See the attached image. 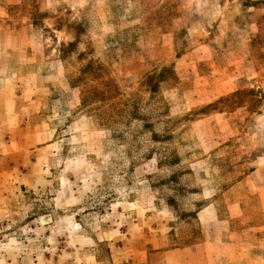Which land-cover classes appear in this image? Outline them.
<instances>
[{"label":"rangeland","instance_id":"rangeland-1","mask_svg":"<svg viewBox=\"0 0 264 264\" xmlns=\"http://www.w3.org/2000/svg\"><path fill=\"white\" fill-rule=\"evenodd\" d=\"M219 5L0 0V264H204V236L207 264H264V12L246 49L233 11L224 39L198 48ZM86 59L123 95L166 65L177 78L154 99L138 90L146 122L99 125L68 79ZM222 249L240 255L217 262Z\"/></svg>","mask_w":264,"mask_h":264},{"label":"trees","instance_id":"trees-1","mask_svg":"<svg viewBox=\"0 0 264 264\" xmlns=\"http://www.w3.org/2000/svg\"><path fill=\"white\" fill-rule=\"evenodd\" d=\"M60 22L61 20H57L54 29H61ZM66 26L73 30L74 34H79V32L82 31L80 22L77 21H68ZM76 48H78L77 37L74 35L73 40L60 42L56 50L59 58L67 63L71 53H74ZM83 54L82 51H78V57ZM102 70L103 67L99 62L93 59H86L78 68V73L70 76L68 75L71 87L81 88L82 95L80 107H82V109H87L92 105H98L92 109H87V111L97 116L99 125H107L106 122H109L111 126H119L122 124L121 122L123 120L129 119H137L146 122L145 120H147V118L141 113V89L149 93L150 99H154L159 91L160 82L166 79L177 78L173 67L171 65H166L161 67L158 71L154 70L144 75L139 84L140 90H138L140 92L136 90L131 91L127 95H123L124 93L119 90L118 85L114 81H103V79L98 76ZM95 79L102 81V83L98 82V84L95 85ZM157 102L161 103V107L166 106V101H164L162 97L157 98ZM179 119H181V117L176 118L175 121ZM151 138L156 139L158 135L152 133ZM174 156V154H171L170 159H168V164L171 166L176 163ZM159 163H161V160Z\"/></svg>","mask_w":264,"mask_h":264},{"label":"crops","instance_id":"crops-1","mask_svg":"<svg viewBox=\"0 0 264 264\" xmlns=\"http://www.w3.org/2000/svg\"><path fill=\"white\" fill-rule=\"evenodd\" d=\"M244 1L245 0H240V1L239 0H216L218 6H221L219 5V2L222 3V10L221 11L215 10L213 13L215 15L213 21H214V26H216V29L207 30L208 31L207 33L212 32L213 36H210V39H207L206 41L201 43L198 46V48H203L204 50L209 51L210 44L213 40L218 41L219 39H224L225 37L224 28H228V26L226 25L224 26V23L222 22L230 21V20L223 19L224 14L226 15L227 13H232V11H233V16L235 20L240 19L244 21L243 25H240V24L237 25V22L233 23L232 21V27H231L232 33L231 34H233L234 38L236 39V41L234 42L235 43L234 48H237L241 51V49L243 48L246 49L248 47L247 45H248V42L250 41V37L252 33L258 30L260 26L258 22H259V17L264 12V0H249V2L247 3H244ZM15 2H18V0H6V3L8 4L15 3ZM254 3H258V4H254ZM194 50L195 49L191 50V52H193ZM188 54L189 52L184 54V56H187ZM214 54H215V57L220 56V55H217L219 53L216 54L215 51H214ZM230 205L232 204H228L225 206L224 217H227L228 219L236 217L235 215H232V212L230 209L233 208L239 212L238 207L236 205H232V207L229 209ZM216 218L218 219L217 216ZM222 219L227 220L226 218H222ZM200 221L201 223L203 222L202 220ZM206 222H210V221H206ZM208 240H209V237L207 238L204 236V240L194 246V250L199 254L200 261L203 260L204 264L210 263L209 259H207L208 255L204 251V246L208 243ZM235 242L237 241L235 240L233 243ZM187 250H188L187 248H183V249L175 248V249H170L168 251L185 253ZM239 255H240V252L238 250H235V249L234 250H230V249L223 250L222 249L220 250V253L218 254L216 261L217 262L233 261L235 260L234 258L235 257L237 258Z\"/></svg>","mask_w":264,"mask_h":264}]
</instances>
